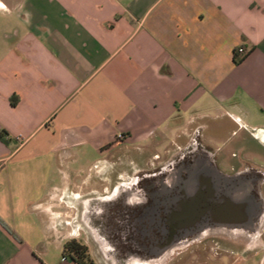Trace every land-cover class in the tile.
Wrapping results in <instances>:
<instances>
[{"label": "crops", "instance_id": "0c3cea01", "mask_svg": "<svg viewBox=\"0 0 264 264\" xmlns=\"http://www.w3.org/2000/svg\"><path fill=\"white\" fill-rule=\"evenodd\" d=\"M194 136L222 164L264 147V0H0V264H73L70 240L133 264L101 228L117 163Z\"/></svg>", "mask_w": 264, "mask_h": 264}, {"label": "flooded vegetation", "instance_id": "af4514ba", "mask_svg": "<svg viewBox=\"0 0 264 264\" xmlns=\"http://www.w3.org/2000/svg\"><path fill=\"white\" fill-rule=\"evenodd\" d=\"M177 151L150 169L135 168L118 188L112 209L101 218L114 255L133 264H177L198 244L236 245L220 253L222 264L230 254H243L246 243L260 246L262 236L245 230L241 206L246 198L254 206L261 202L264 172L242 157H236V168L222 169L199 136Z\"/></svg>", "mask_w": 264, "mask_h": 264}, {"label": "rangeland", "instance_id": "374dc122", "mask_svg": "<svg viewBox=\"0 0 264 264\" xmlns=\"http://www.w3.org/2000/svg\"><path fill=\"white\" fill-rule=\"evenodd\" d=\"M225 124V122L223 123V125ZM229 128L227 130V134L231 133V131L234 133V139L239 137L240 135L242 136H246L244 131L238 130L236 127H234L233 125H230L228 123L225 124L224 129ZM228 139V138H227ZM227 139L223 140V143L225 144V142L227 141ZM184 142L183 138H180V140L178 141V143H182ZM234 143H232V141L230 142L229 146H231V151H226V153H230L236 150L237 147H235V145H233ZM253 141L251 143H249V147L251 148V153L253 154V157L251 156V153H244V157L242 156V159L249 161L251 164H253V166L255 165L256 167H261L260 169L262 171H264V147L258 146V145H253ZM164 145L159 146L157 149L159 150V154L160 155H164L163 154V147ZM217 148H221V144L217 143L216 144ZM234 146V148H233ZM181 148H183V146H181ZM173 148L170 147V150H172ZM173 152V153H172ZM172 154H175L176 152H178L176 149L174 151H172ZM125 154V153H124ZM144 155L141 156L139 152L135 151V149H131L128 151V153L126 154V158L128 159L129 156L131 155L132 157V165L133 168H131L129 166L128 163L125 162L124 158H120L119 160H121L120 162L118 161L117 163V170L118 171H122L125 173H129L132 169V171H134V169H150L153 166H156L157 164H161V162H156V159H154V157L152 156L151 152H145L143 153ZM169 155H167L168 157ZM166 157V158H167ZM235 158V157H234ZM231 159V158H230ZM128 161V160H127ZM237 162L238 160L235 159H231V161L227 163L222 164V169H227V170H231L232 168H236L237 167ZM227 165V168H225L224 166ZM261 197L262 200L264 202V189L261 193ZM258 234H260L263 237L264 232L261 231V229H259ZM264 239V237H263ZM246 245V250L243 252V254H238V255H243L245 257H247L248 255H251V253H253L254 251H256V247L257 245H254L252 243L250 244H245ZM236 246V245H232V244H227L225 243L224 245H220L219 243H217L216 240H211L208 241L206 243H202V244H198L196 246V248H191L187 253L181 255V259L178 260L177 264H218L217 261L219 259V255L220 253L226 252V251H230L231 247ZM223 250V251H222ZM238 255H231L230 254V259L228 261L225 260V262H223L222 264H231V262L235 261L237 258H239ZM177 260V259H176ZM175 260V261H176ZM259 262V256H255V257H248L245 259H241L239 260V262H237L238 264H258ZM235 263V262H234ZM233 263V264H234ZM220 264V263H219Z\"/></svg>", "mask_w": 264, "mask_h": 264}, {"label": "trees", "instance_id": "16d2710c", "mask_svg": "<svg viewBox=\"0 0 264 264\" xmlns=\"http://www.w3.org/2000/svg\"><path fill=\"white\" fill-rule=\"evenodd\" d=\"M237 63L236 60L235 64ZM61 256L62 260L73 264H94L87 247L76 240H70L63 245Z\"/></svg>", "mask_w": 264, "mask_h": 264}, {"label": "water", "instance_id": "95a60500", "mask_svg": "<svg viewBox=\"0 0 264 264\" xmlns=\"http://www.w3.org/2000/svg\"><path fill=\"white\" fill-rule=\"evenodd\" d=\"M249 195L246 193V196ZM243 206H241V212H242V217L244 220V226L245 230H253L256 233L259 232V229L264 221V202L261 200V202H258L255 206L248 202L247 198L243 201ZM260 207L262 209L260 210ZM231 208V207H230ZM255 216L259 217V220L257 224H254L253 218Z\"/></svg>", "mask_w": 264, "mask_h": 264}, {"label": "built area", "instance_id": "2783aa9c", "mask_svg": "<svg viewBox=\"0 0 264 264\" xmlns=\"http://www.w3.org/2000/svg\"><path fill=\"white\" fill-rule=\"evenodd\" d=\"M237 52L240 54V55H244L245 54V51L242 49V48H239L238 50H237ZM122 138V136H119L118 137V139H121Z\"/></svg>", "mask_w": 264, "mask_h": 264}]
</instances>
